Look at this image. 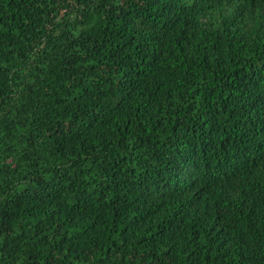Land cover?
I'll return each mask as SVG.
<instances>
[{"label":"trees","instance_id":"obj_1","mask_svg":"<svg viewBox=\"0 0 264 264\" xmlns=\"http://www.w3.org/2000/svg\"><path fill=\"white\" fill-rule=\"evenodd\" d=\"M0 264H264V0H0Z\"/></svg>","mask_w":264,"mask_h":264}]
</instances>
